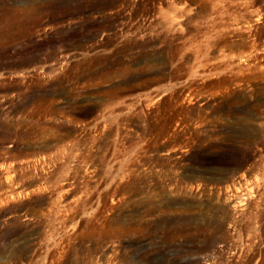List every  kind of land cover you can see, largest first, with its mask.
I'll return each mask as SVG.
<instances>
[{
    "label": "rangeland",
    "instance_id": "374dc122",
    "mask_svg": "<svg viewBox=\"0 0 264 264\" xmlns=\"http://www.w3.org/2000/svg\"><path fill=\"white\" fill-rule=\"evenodd\" d=\"M0 264H264V0H0Z\"/></svg>",
    "mask_w": 264,
    "mask_h": 264
},
{
    "label": "bare ground",
    "instance_id": "6f19581e",
    "mask_svg": "<svg viewBox=\"0 0 264 264\" xmlns=\"http://www.w3.org/2000/svg\"><path fill=\"white\" fill-rule=\"evenodd\" d=\"M30 115V114H29ZM204 161H211V160H213V157H206V158H204L203 159Z\"/></svg>",
    "mask_w": 264,
    "mask_h": 264
}]
</instances>
